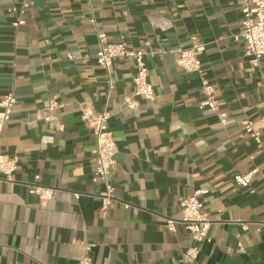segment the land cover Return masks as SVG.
I'll return each mask as SVG.
<instances>
[{
    "label": "crops",
    "instance_id": "obj_1",
    "mask_svg": "<svg viewBox=\"0 0 264 264\" xmlns=\"http://www.w3.org/2000/svg\"><path fill=\"white\" fill-rule=\"evenodd\" d=\"M247 1L0 0V99H18L0 136V153L18 158L11 178L0 172V264H78L86 252L93 264H264V130L257 142L242 126L261 128L264 57L253 66L239 37ZM99 32L145 50L154 100L135 95L133 59L99 65ZM193 36L219 110L201 105V74L178 64ZM54 96L61 106L49 110ZM85 106L109 112L118 144L106 208ZM252 170L255 192L233 180ZM197 190L212 239L184 262L192 235L166 220H180L181 199Z\"/></svg>",
    "mask_w": 264,
    "mask_h": 264
},
{
    "label": "built area",
    "instance_id": "obj_2",
    "mask_svg": "<svg viewBox=\"0 0 264 264\" xmlns=\"http://www.w3.org/2000/svg\"><path fill=\"white\" fill-rule=\"evenodd\" d=\"M29 7V3H24L22 12ZM12 7L11 10H16ZM243 16L241 18V30L239 37L245 41V55L249 57L253 66H259L260 60L264 57V0H248L243 7ZM25 18H19L15 24H25ZM100 50L98 53V63L101 67L109 69L115 58L128 57L134 60L137 73L134 77V93L146 99H155L154 85L148 79V67L145 62L146 52L143 49L132 48L125 36H121L118 41H110L105 32L98 33ZM204 50V44L197 36L191 38V44L187 47H181L178 50V64L186 70L196 71L201 74L202 100L201 105L212 110H219L220 101L217 98V89L208 78L203 75L202 61L199 57ZM73 59L72 54H68ZM153 55V54H152ZM110 83L113 81L110 80ZM113 85H111L112 87ZM18 102L17 96L13 90H10L0 99V136L10 120L14 108ZM126 104L130 108H135L138 101L129 96L125 98ZM61 106V102L56 96L49 100L48 109L54 110ZM223 117V114H221ZM82 121L89 126L96 139V146L93 149V160L97 168L93 175L95 182L102 181L105 185V191L100 195L103 208H106L115 199V186L111 182L110 174L113 165L116 162L118 144L113 132L109 127V112L97 111L91 106H85L81 115ZM224 121V118L222 119ZM261 128L256 129L249 118L242 121V126L247 134L252 136L257 142H260L261 130H264V114L261 116ZM18 167V158H6L0 153V172L6 178L11 175ZM257 170L246 173L236 172L233 180L240 186L249 187L252 192V178ZM29 192L37 194L42 201L49 200L53 197L54 188L37 183L28 185ZM206 190H197L194 194L181 199L180 208L182 216L180 220L167 218L166 226L169 230L175 231L177 223L180 222L191 233L193 244L189 246L182 254L184 262L196 261L200 255V243L211 241L210 227L211 219L204 209V203L199 195ZM80 194H77L79 196ZM126 206H129L128 204ZM244 230L248 229V224L243 223ZM264 228V224H263ZM90 245L86 246L89 250ZM78 264H93L91 256L86 252L80 258Z\"/></svg>",
    "mask_w": 264,
    "mask_h": 264
}]
</instances>
